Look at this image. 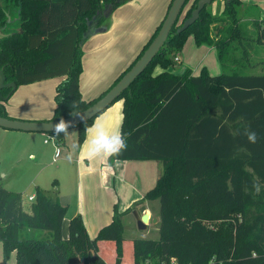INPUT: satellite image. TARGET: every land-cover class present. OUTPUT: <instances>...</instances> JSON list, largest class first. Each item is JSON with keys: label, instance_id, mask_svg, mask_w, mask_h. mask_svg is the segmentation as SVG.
I'll list each match as a JSON object with an SVG mask.
<instances>
[{"label": "trees", "instance_id": "trees-1", "mask_svg": "<svg viewBox=\"0 0 264 264\" xmlns=\"http://www.w3.org/2000/svg\"><path fill=\"white\" fill-rule=\"evenodd\" d=\"M125 1L0 0V25L6 24V12L16 8L21 28L0 38V67L7 80L21 85L65 76L56 87L51 119L71 116L91 105L106 91L92 100L83 99L79 41L87 20L97 27ZM213 1L202 8L194 23L175 33L197 0L185 2L164 45L117 98L123 99L120 132L128 147L110 159L157 160L162 165L154 187L144 194L145 199L159 200L158 237L128 240L123 249L122 226L115 212L92 239L81 215H75L63 238L67 208L56 193L35 188L28 213L22 209L20 193L6 189L0 180V241L5 255L16 249L17 264H143L144 260L264 264V73H244L247 57L244 63L235 57L236 51L245 55L254 43L264 42V19L253 15L256 36L249 38L240 23L247 8L241 10L239 0H222V10L215 14ZM188 31L197 44L215 48L223 72L210 75L203 67L198 75L189 69L181 75L167 70L152 75L156 63L172 66ZM8 91L0 90V102ZM3 113L7 116L0 103ZM95 117L76 126L78 142L84 140ZM246 129L257 134L256 144L247 141ZM56 138L64 144L63 134ZM254 183L261 186L259 194ZM238 215L241 221L233 229L221 228ZM205 221L217 229H210Z\"/></svg>", "mask_w": 264, "mask_h": 264}, {"label": "rangeland", "instance_id": "rangeland-1", "mask_svg": "<svg viewBox=\"0 0 264 264\" xmlns=\"http://www.w3.org/2000/svg\"><path fill=\"white\" fill-rule=\"evenodd\" d=\"M239 1L242 3L241 10H244L246 7L254 6L252 8L250 7L251 10L247 8L246 10L248 12H246L248 16L246 15V17L244 16L240 20L241 26L243 30L247 32L248 37L254 38L256 32L249 16L253 18L254 15L256 17V13L254 12L255 10L257 12L258 9L259 14L264 19V0ZM222 3V0L213 1L211 9L215 14L221 12ZM11 15L16 16V8L12 9ZM18 25V20L12 21L9 23L10 27H8V29L15 30ZM214 32H216V29L213 26L212 34H214ZM175 55L180 58V62H173L172 66L169 67H163L159 63H156L151 69L152 75L161 73L164 70L181 75L187 69H190L191 72L194 71L198 75L203 67L206 68L210 75H218L223 72L217 58L216 50L210 49L209 45L204 43L197 44L192 31L187 32L182 48ZM175 55H173V57ZM235 57L240 61H243L244 58L247 57L249 66L242 70L244 73H264V42L254 43L252 47L247 50L245 55L240 51H236ZM53 80H55V78L47 79L43 83V87H37L39 85H30L24 87V89L20 91L12 92L7 100L3 102L5 103V106H3L5 108L4 110L7 113L9 110L12 111L10 109L11 106L15 105L16 99H19L21 105L18 110L20 111L27 110L22 109L21 106L28 104L24 108H29L33 103L41 104L44 107H53L54 111L56 105V87L59 80L56 79V84L51 85ZM14 94L17 95L14 97ZM121 101L123 108L122 98L114 101L110 105L111 107L109 106V112L112 114L111 118H114L116 115L117 124L114 130L119 131L122 117L118 119V112L116 113L113 110L117 108L115 106ZM7 116L11 117L10 115ZM69 132V135H64V145L60 142L58 144L57 160L53 161L54 146L51 144H43L41 148H37L35 158L29 157L28 151H25L20 156L18 162L13 163L12 167L9 166V175L4 179V186L7 189H12L20 193L21 199L24 202V208L28 210L30 209L31 202L27 200V196L34 193L35 188L45 192H51L54 185H56L59 190L61 202L67 208V215L72 216L74 210H76L77 213H81V219L87 235L92 238L95 237L101 227L112 221L115 212H117L122 226L123 241L121 247H123V249L124 246H126L125 240L157 238L160 222L159 200L158 198L145 199L144 196L142 197L141 195L143 189H148L151 187L150 185H153L158 176L159 169L160 171L162 169L161 162L157 160H111L108 158L106 159V166H108L113 173L117 170L119 176L115 173V178L110 179L108 182H104L103 176L96 172V168L100 166V164L97 165L96 159L89 158L87 163L84 161L88 156V145L85 143L87 140L86 130L82 142H78L77 127H70ZM88 139H90L89 136ZM34 143L37 145L36 141ZM9 147L11 153L14 154L16 146L11 144ZM4 148L5 147L0 150V167H2V163L5 161V158H7V153H4ZM79 158L82 162L77 164L76 160ZM14 159L15 161L17 160L16 155H14ZM132 166L142 167L139 174H136L137 172L132 170ZM135 177L136 179H133ZM140 197L142 198L139 199ZM136 200L137 202L132 203ZM134 209H136L135 211L138 216L145 212H148L150 215L149 222L144 230H139L137 228L136 218L133 214ZM101 211H106L107 213L102 224H100L97 219ZM237 217L238 218L235 220L223 223L221 228H223V230H226L228 227L233 229L234 226L241 221L240 215ZM204 223L212 230L217 229V225L213 223L206 221ZM130 245H132V243ZM153 262L154 260H144L143 264H153ZM0 264H16L15 250H11L9 254L5 256L1 241ZM170 264H177L176 260H172Z\"/></svg>", "mask_w": 264, "mask_h": 264}, {"label": "crops", "instance_id": "crops-1", "mask_svg": "<svg viewBox=\"0 0 264 264\" xmlns=\"http://www.w3.org/2000/svg\"><path fill=\"white\" fill-rule=\"evenodd\" d=\"M170 2L171 0H126L123 4H121L112 11L108 19L104 20L103 23L97 25V27L101 26L103 29L99 32L89 35L81 45L82 71L81 74L79 75V90L81 92L83 99L88 101L97 98L98 96L103 94L112 86V84L115 82L117 77L131 65V63L135 60V58L140 53L144 45L147 43L151 35L154 33L156 28L159 26L161 21L164 19ZM250 7L252 8L254 6H250ZM250 7H246V8H248V10H251ZM254 13H256V15H258L261 19H263L259 14L258 9L257 12L255 10ZM6 14H8L10 17L11 21L9 23L17 20V15L12 16L11 12L9 13L6 12ZM249 18L252 19V16H250ZM9 23L4 24L6 25V28L4 29L3 32L5 33L14 32L12 29L10 30L8 29V27H10ZM209 47L210 49L215 50L213 46L209 45ZM179 62H180V58H179ZM192 75H197V73L192 71ZM50 78H55V80L51 82L52 85V84H56V79L59 80L58 82L60 83L62 80L65 79V76H55ZM50 78L37 80L28 84L17 85L16 89L13 92L20 91L24 89V87H28L30 85H39L37 87H43L44 86L43 83ZM16 95L17 94H14L13 96L15 97ZM5 100L0 102L3 106H5V103H3ZM20 105H21L20 100L16 99L15 105L11 106L10 108L12 111L9 110L8 113L5 110L4 111L7 115H10L11 118L22 119V120H36V121L50 120L53 114V107L50 106L44 107L41 104L33 103L31 104V106H29V108H24L28 104L25 105L23 104L24 106H21L22 109H27V110L20 111L18 110L20 109ZM110 107L106 108L103 112L97 115L94 118L92 124L97 120V118H102L106 128L108 130H114L117 124L116 115L114 118H111L112 114L109 112ZM115 107L117 108H115L113 111H115L116 113L118 112V119H119V117H122V111H121L122 101L118 102L117 106ZM88 136L90 138L89 133H87L86 136L87 140H88ZM45 137H46V133H42V132H26L19 130H10L0 127V150H2L1 148L5 147L4 148L5 152L4 151L2 152L7 153V158H5V161L1 165L2 167H0V180L3 186H4V179L7 177V175H9V171H8L9 166L12 167L13 163L18 162L20 160V156L25 151H28L29 157L35 158L36 149L41 148L43 144L44 145L51 144L52 146H54L52 141L44 142ZM35 141L37 142V145L34 143ZM11 144L16 146V151L14 152V154L11 153L9 147V145ZM14 155H16L17 157L16 161L14 159ZM57 156L58 155H55V146H54L53 161L57 160ZM89 158L90 157L88 155L87 158L84 159V161H86L87 163L89 161ZM93 159H96L97 165L100 164V166L96 168V172L100 173V175L103 176L104 182H108L110 179L115 178L116 177L115 173L118 175L117 170L114 171L113 173V171H111L109 167L106 166V159H102L99 157ZM76 162L77 164H79L82 162V160L79 158L76 160ZM141 168L140 166H137V167H133L132 170L136 171L137 172L136 174H139ZM159 173H160V169H159ZM158 176L156 177V180ZM133 179H136V177ZM156 180L154 181L153 185H150L151 187H149L148 189H143L141 195L142 197L150 188L154 187ZM48 193L51 194L58 193L57 195L61 202V198L59 196V190L58 187H56V185H54L52 191ZM32 194H29L27 196L28 201H30L28 197ZM142 197H140L139 199H141ZM135 202H137V200L133 201L132 203ZM61 204L63 205L62 202ZM22 209L25 212L28 213L30 212V209L27 210L24 208L23 201H22ZM78 214L81 215V213H77V211L74 210L72 216ZM72 216H68L66 212L61 227L63 238H67L68 236V222L70 220L69 218L70 217L72 218ZM106 216H107L106 211L105 212L101 211L97 217L98 222L102 224ZM89 238L92 239V237L90 236ZM125 241H126L125 242L126 245L128 240ZM125 247L126 246H124V248ZM11 250H15L16 252V264H17V251L16 249H11ZM113 258L114 256H112V259Z\"/></svg>", "mask_w": 264, "mask_h": 264}, {"label": "water", "instance_id": "water-1", "mask_svg": "<svg viewBox=\"0 0 264 264\" xmlns=\"http://www.w3.org/2000/svg\"><path fill=\"white\" fill-rule=\"evenodd\" d=\"M187 0H172L171 4L166 12V15L158 29L156 35L153 37L148 46L143 50L141 55L135 60L131 67L125 71V73L119 78V80L110 87L102 96H100L91 105L79 111L71 116L61 118L65 122H69L73 126H77L96 115L103 112L108 108L120 95L128 88V86L136 79V77L148 66L155 55L159 52L160 48L164 45L176 19L181 13V10ZM213 0H197L196 7L191 11L189 17L184 19L181 25L176 29L175 33L184 31L188 26L197 20L199 13L202 8L212 2ZM229 1V0H226ZM6 23H9L10 17L6 14ZM92 19L87 20V29L83 32L79 46H81L84 40L91 34L101 31L103 28L92 27ZM6 25H0V38L8 37L14 32L5 33L3 32ZM17 32H21V28H17ZM17 84L14 80H7V76L4 72V67H0V90L9 89L8 93L3 96V100L7 99L8 96L16 89ZM61 119H50V120H22L6 116L4 113L0 115V127L10 130H19L26 132H42L50 133L53 132V125L58 123ZM133 214L136 218L137 228L144 230L149 222L150 215L148 212L138 216L134 210Z\"/></svg>", "mask_w": 264, "mask_h": 264}, {"label": "clouds", "instance_id": "clouds-1", "mask_svg": "<svg viewBox=\"0 0 264 264\" xmlns=\"http://www.w3.org/2000/svg\"><path fill=\"white\" fill-rule=\"evenodd\" d=\"M73 107H76L73 104ZM72 125L61 119L58 123L53 125V136L57 137L61 134L67 136L70 134L69 128ZM90 134V139L85 143L88 145V155L90 158L108 159L120 155L123 151L127 150L128 144L124 135L119 130H108L102 120H97L86 129ZM247 141L250 144H256L258 141L257 134L251 130H245ZM79 147V146H78ZM256 194H259L261 186L258 183L253 184ZM255 256V253H253Z\"/></svg>", "mask_w": 264, "mask_h": 264}, {"label": "built area", "instance_id": "built-area-1", "mask_svg": "<svg viewBox=\"0 0 264 264\" xmlns=\"http://www.w3.org/2000/svg\"><path fill=\"white\" fill-rule=\"evenodd\" d=\"M174 61L175 62H179V57L177 55L174 56ZM48 141H52V143L54 144V146H55V155H57L58 154V144H59V142H58L57 138L53 136V133H46V137L44 139V142H48ZM28 199L30 201H32L34 199V194L30 195L28 197Z\"/></svg>", "mask_w": 264, "mask_h": 264}]
</instances>
